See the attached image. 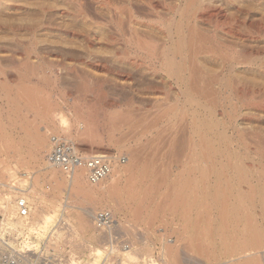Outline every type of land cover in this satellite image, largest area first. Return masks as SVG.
<instances>
[{
	"label": "rangeland",
	"instance_id": "1",
	"mask_svg": "<svg viewBox=\"0 0 264 264\" xmlns=\"http://www.w3.org/2000/svg\"><path fill=\"white\" fill-rule=\"evenodd\" d=\"M129 1H131L132 6ZM129 1L128 0H0V142H1L0 144H3L2 148H0V168H1V164L3 163L2 166L4 165L8 166L11 169V173L16 172L18 170L16 179L18 180L25 179L26 184L28 185L29 173L30 172L32 173L34 172V170L37 169L36 164H39L42 167L47 166L46 155L51 149V145H50L51 143L49 142L50 141L49 139L51 138V136H56V134L50 132L48 135L49 137L46 138L45 141L46 144L44 142L42 143V141L40 142L41 140L40 137L44 133L45 129L51 126V122H50L51 115L59 112L61 114L63 113V115H65L67 119L69 118V123L71 127L69 128L68 133L71 136L68 135L69 137L68 136L66 137L65 136L66 134L60 133L58 138L73 143L76 146V148L81 153H83V155L104 154L111 156V158L113 157L126 158V152L124 149H117L118 147L120 148V146L116 147V145L113 144L110 145L111 143L108 141L110 138V133L113 132L111 126L112 124H114L113 121H116L114 118L119 119L117 121H120L121 120L120 118L122 117L121 125L124 124V126L121 127L122 129H120L119 131L112 133L113 134L112 139L120 140L123 138L122 140H120L121 144L122 143L124 144L128 141L129 143L127 142L126 146L129 147L127 148H131V150L135 149V151H137L138 154H140L139 157L142 164V167L140 168L143 173L145 172V174H147L146 175L147 179L145 180L146 183H144L143 181L142 184L145 186L151 185L149 186L150 187L149 190L152 187V190H150L149 193L147 192L148 194L147 193L145 194L144 191H143L144 194L142 193V191H138L136 195L138 198L137 199L135 198L134 200L130 199L129 195H126L127 192H125L124 189L120 192L121 194L120 198L123 201L124 210L119 212L117 215L115 214L114 215L115 217L113 216L114 217L113 219L115 223L117 221H119L117 223H122V226L124 225L123 227L125 231L123 230V228L121 229L120 227L114 225L115 230L113 233L114 235L112 234V236L118 239L117 242L114 243V246L113 244L112 246L109 245L110 237L108 236L107 238L106 236H104L103 233L100 234L101 232H99L97 228H96L97 233L100 234L98 237L99 238L98 243L86 242L84 240L78 239L77 236L75 237V234L74 236L73 234L71 235L70 232L72 231H70L71 230L70 227H72L73 225L72 218H69V220L66 222L64 221L60 222L59 220L61 217L60 215H62L63 211L59 206L55 207L57 204H54L53 202L54 199L52 200L49 197H47L48 199L40 198V202L41 199H44L42 201L43 203L41 206L43 207L45 213L52 212L51 216H53L54 214V217L51 223L47 226V229L45 230L42 229L41 232H39V230L28 231L25 229L26 235L23 236V234L19 233L20 231L17 230L13 231V228L9 226V227H5L0 232V239L24 240L32 243L34 242L36 244L49 242V240L53 239L52 242L58 244L57 251L59 253H57V256L60 257V259L67 258L70 255H71L70 257H72L74 255L75 258L77 259V262H79L80 264H119L121 259H125L126 251L132 250L135 254V260L128 259L127 264H140V263L143 264L141 262L142 258L144 259V261H147L148 258V257L146 258L147 254L142 251L144 246L151 247L149 249H151L150 252L152 251V254L150 253V255L152 256L153 259H156L157 257L159 258V252H160L159 249L161 247L160 246L161 243L163 242L160 239V236L165 234L167 235L166 237H168L166 238V240L168 239V241L171 240L173 242L174 241L176 242L175 236L176 238H178L177 241L178 243L176 245L179 246L180 249H178L179 247L175 248V251L178 250L176 251L177 253L176 257L179 255L177 260H179L180 257H183L185 259V257L187 256H185L184 255L185 253L181 251L183 250L181 245L183 246V242L184 244H186L185 239L188 238L189 235H196V234H194L193 231L194 229L191 228L192 230L190 231L189 226L187 227V224L184 225V222L186 223V221H184L186 217L184 219L182 218L185 216L184 214L185 210L183 209H185L186 206L182 204L178 205L177 206L178 208H176L177 210L175 208L172 209V207L174 206H170V204L175 203L174 201L176 199L172 197L176 196L177 192H175L174 195L172 194L174 191L179 190V192L181 193L180 197L182 198L186 196L185 198L187 199L186 194L189 193L188 191L189 188H187L188 185L184 187L183 184V183L188 184L185 181H187L189 178V175H187L188 173H186V171H188V169L186 170L187 168L186 159L188 158L187 150H189V146H188L189 138H190L189 135L192 136V139L194 140L196 138L195 141H198L197 142L198 144L199 143L198 139L199 137L201 138V136L199 135V131H201L200 133L202 134L203 131L207 130L206 132H203L205 135H207V136L204 135V137L211 136L210 139H212V141L214 140L218 141L219 136L217 135H219L218 133L219 125H217L218 127L214 126V128L210 130L204 129L202 128V126H204L205 123L203 122L204 120L206 121L205 125L208 124L207 122L218 123L221 122V120L222 121L225 120L226 118L224 117V114L222 112V109L224 107L226 108L227 114H231V113L233 114L234 112H237L238 115L240 114L237 117V121H236V126L239 129L238 133L240 134V136L236 137L237 135H239L237 133H232L230 135V137L232 136L231 138L232 141H235V139L238 141V142H233L234 151L235 149L238 150L237 156L243 154L241 155L243 157L239 156L238 159L239 160L244 159L246 158V156H249L251 157L250 162L252 164L259 166L260 164L259 161H261L260 165L262 166L259 167H264L263 165L264 161H262L264 160L263 159L264 158V154H263L264 153V81H263L264 80V73H263L264 72L263 71L264 70V39H263L264 21H262L263 23H261V20L259 21L260 19L259 16H253V15L250 16V19L252 20V21L250 20V34L252 33L250 35V39H252V41L251 40L249 41L248 39H244L245 41L244 40L239 41L236 38L229 37V35L225 33V31L227 32L229 30L228 28L230 27L228 22H226L227 24L225 25V27L222 24H221L222 26H220V20H218L216 11L219 5L221 4V0H206L207 2L205 0H202V3L204 4L203 8L206 11L205 10H201V11L207 12L209 10L210 12L209 11L208 12L209 13L212 12V14L215 17H213L210 20L207 19L206 17L204 19V17H202L203 12L200 11L198 12V14L200 15L197 14L198 18L195 19L197 22L195 20H190L186 22L187 24L191 23L190 26L192 25L196 30L197 36H195V39L196 38L198 39L195 40L194 42H199L200 40L199 37L203 36L201 37L202 41L200 40L201 43L203 42V44L207 46H211L213 45V43L216 44L217 47L219 45L220 47L219 49L222 50L223 52L226 51L225 55L227 56L229 55V58H231V60L230 59L229 60L230 62L232 61V63L228 61L227 68H225L227 70L224 69L222 71V63H221L222 60L219 59L220 57L217 56L216 53L213 56L206 54L204 55L200 54L199 56H197L196 60L194 61L195 63L193 65V68L195 69L196 67L199 70L198 73V70L196 69L198 75L200 74L199 79L202 81L197 83V85L199 86L197 87V85L194 84V81L196 79L193 78L195 79L193 81L192 77L189 76L191 77V79H189L190 80L188 81L189 83L186 82L187 88L185 87L184 88L186 91L189 87H191L190 85H188L191 82V84H193L192 87L194 88H189V89H192L190 91H194L196 93L195 89L197 88L201 89L202 85L206 83L204 87H202V89L204 88L203 89L204 93H202L201 91V95H199L200 89H197L199 96L191 92V94L188 93L190 98L188 96L187 98L188 100H187L185 97L187 95L186 94L181 95L179 93L178 87L175 86V84H173L165 76V74H163L162 71L159 69L160 58L157 59L158 53L162 50V47L169 45L168 44L169 41L167 40V37L165 36L164 33H162L164 31L162 28L169 24L167 21L170 20L171 17L173 18L172 15L175 14L174 12H177L175 11L176 8L178 10V8L183 6L182 5L183 0H159L160 2L158 0L155 1L129 0ZM149 1L151 2V4H153V6H155L156 15L155 13L150 14V11H148L149 9H147V5H148L147 3H150ZM248 1L250 2V7L256 5L255 7L259 6L260 9H262V7L264 6V0H235V3L233 1V4L237 6H242L243 4L244 5H247V3L249 4ZM107 2L110 4H108ZM105 3H107L108 5L107 6L105 5V7H103ZM113 5L114 6L119 5L120 7L116 6L118 9L117 10L115 9L116 7H114ZM133 6L139 12H136L137 10L134 9ZM124 8H126L128 11ZM113 10L115 11L117 10V15L113 17L114 19L112 22L106 23L107 21L105 22L104 20H106L107 19L106 17L109 16L108 13L113 12ZM129 10L130 11L134 10L135 13H137L135 17L139 16V18H141L140 21L139 18H134V20L136 19V22L137 21L138 22L137 24L135 23L130 24V27L127 18L128 17L127 14L129 15L130 13ZM94 13L99 14L98 19L100 20L99 21L97 19L99 24H96V26L94 25V19H91V17L95 15ZM118 13L120 14L118 15ZM166 13L168 14V16H166L167 15ZM263 13H264V7H263ZM142 15L144 17H142ZM103 17H105L106 19H104ZM254 17L256 20L254 19ZM256 21H259V23ZM102 22L103 24L101 25ZM121 23L124 24V26ZM148 24L152 28L154 26V29H151ZM187 24H185V28ZM260 24H263V27H261L262 25ZM220 27H224V28L220 29ZM257 28H261V30ZM132 29L134 31H137L138 34L137 36H133L131 34ZM186 29L188 30V28ZM256 31L258 32V34L260 33V35L263 36L260 37V35L256 34L257 33ZM242 32L243 31H240L239 34L241 33V35H244V33ZM91 33L95 35V39L90 37L92 36ZM141 34L142 36H140ZM144 34L148 36V38L146 36L144 37ZM255 34L257 36H255ZM106 36L108 37V39ZM253 36L259 38L256 39ZM86 37L90 38L91 43H88L89 40L87 41ZM109 37L112 38L113 42L110 41ZM150 39L152 40L150 41ZM137 42L139 44H137ZM154 42H156V45L154 44ZM243 42H245V44ZM146 44H147V49H146ZM139 46H143V47H139ZM245 47H247V50ZM149 49L153 51H150ZM143 50L145 51L143 52ZM187 51L189 52L190 49H188ZM248 51H250V57H251L250 64L243 65L241 64L244 61L242 59L244 58V56H246V52L248 53ZM120 52L123 54H121ZM152 52L157 54V56L156 55L153 56L152 54H150ZM254 52L257 54V57ZM118 54L120 55L119 57ZM149 54L151 55V58ZM186 54L185 57L187 58L186 59L187 62L189 61L188 59H191V57L188 56L190 53L187 56ZM251 55H253V58ZM124 56L127 58H125ZM238 59L241 63L236 61ZM258 59L260 60L258 61ZM102 65L103 66L105 65V67L107 66L108 69L110 68L109 70L110 71L112 70L113 74L107 73L103 69ZM186 65L187 67H189L190 62H187ZM218 71H221L220 74L223 75L221 76ZM114 72H116V74ZM214 75L216 76L214 77ZM206 77L209 81L211 80L210 83L206 81L204 82L203 79L207 80ZM218 77L224 80L222 81L220 79V82L222 81L221 88H220V83H218L219 80ZM216 79H217L216 83H213L214 80ZM227 81L229 83L228 84L229 87H222V84L224 85V82ZM242 81L243 83L240 84ZM207 83H209L208 84L210 85L209 87L207 86ZM231 83H233V86L235 87V88L233 87L234 90H232L233 88H230L232 87ZM247 83H249L250 85ZM217 87L220 90H218ZM210 90L211 92L212 90L215 92H217L216 90H218V94L212 92L216 95V98L214 97L215 95L214 96L212 95V97L210 96L211 95ZM235 90L236 91L240 90V92L236 93ZM208 92H210V94ZM205 93L207 96L205 95ZM237 95H239L240 97L239 96L237 97ZM181 96L184 98H182ZM213 97L215 98L216 101L214 100ZM227 98H229V100ZM185 99L187 101L191 100L193 103H198L199 105L196 106V110L192 102L189 101V103L191 102L190 104L194 107V109L192 106L189 107L190 104L188 105L187 101L186 102L184 101ZM194 99L196 100V102ZM217 102H221L220 104H222L223 107L218 103V108H217ZM215 104L216 107H214ZM184 107H186V109ZM234 107L235 108L238 107L236 111ZM182 108H183V112L180 111L182 110ZM213 108L215 110L214 112H212ZM187 109H191V110H187ZM192 110L193 112L198 111L197 113L198 115L194 112L193 113L194 116H190L192 113L189 111ZM184 113L186 114L185 116ZM213 113L214 115H212ZM255 113L257 115H255ZM246 114L250 116V121L246 120L245 122L243 120V115L246 116ZM252 114L253 116L256 117H253ZM196 115L199 118L198 120H196L197 119ZM117 116H120V118H118ZM190 117L192 118L191 122H193V120L196 117V119L194 120L195 123L194 128H196L195 129L196 133L194 134H196L195 135L196 137L195 136L193 137V134H191L190 131V129H192V132H194V128L193 127L189 128L191 123ZM240 117H242V119ZM182 118L183 121L181 122ZM123 119L125 120V122H123L124 121ZM255 119L259 122H257ZM83 121L88 124L90 123L89 125L92 127L91 130L92 132L94 131L93 139L91 137L92 134L89 136L90 139L87 136L86 137L78 136L77 133L79 131V126L82 125ZM179 121L180 123H178ZM135 124L137 127L138 126L140 127L138 129L139 130L138 134H134V132L130 133L132 132L131 129L133 128V126H134L133 130L135 129ZM200 124H202V126ZM198 127L200 130H198ZM140 129L141 130L145 129L147 131L143 133V131H141ZM210 132L213 135L210 134ZM95 135L96 136L98 135L97 138L99 137L101 138V139L99 138L100 141L99 139H96ZM233 135H235L234 136L235 138L233 137ZM131 136L133 137L132 139H130ZM136 137L138 140L136 139ZM171 137L173 138L170 139ZM134 139L136 141H134ZM235 143L236 144L238 143L237 145L239 146H235ZM152 144L154 145V147L152 146ZM169 146H172L171 149H169L170 148ZM43 147L45 149L41 150L40 148ZM119 150H121L122 153H120ZM259 152L261 153V155L262 154L263 155L261 156ZM38 158L39 160H37ZM243 162L249 163V161H247L246 159H244ZM20 165L22 166L20 167ZM25 165L27 166L28 171H26L27 168ZM196 165L197 163L194 164V168L195 170H198L197 172H195L196 175H198L199 167ZM252 169L250 168L251 171L250 174H253L252 178H250V181L253 179V176L256 173V170L254 169L253 172ZM182 171L185 173H182ZM23 173H28V174L26 177L25 176L23 177L22 176ZM192 176L190 177L192 178ZM214 177L212 176L209 178L212 181L208 179V183L210 186L215 184L217 181V178ZM10 179L6 181L7 183L5 182L6 184H8V188L10 190L7 187H6L7 190L6 188L0 187L1 197H2L1 194L8 193V191H11L10 185H12V182H10L11 184L9 183ZM254 179L252 180V183H255ZM45 182L46 183L44 184L45 187L44 189L46 191L47 190L52 191V186H50L51 188L49 187L50 182L49 181H45ZM174 183H178L177 185L178 189H176L177 186ZM171 185L172 187L174 185L175 187L173 188H175L176 190H174L171 187ZM241 186H242L241 188L245 187L243 185ZM171 188L174 191L170 190ZM199 189L197 190L198 192L195 195V197L198 196V194H200L201 196V193H199ZM180 193H178V196L180 195ZM56 194L57 196H59L58 192H54V194L52 195L56 196ZM164 195L167 198H165ZM62 196L65 197V194H63ZM140 196L142 198H140ZM14 198L20 200L21 197L17 195ZM125 198L127 199L129 198V199L125 201ZM185 198L182 199L186 200ZM169 199L173 203H170ZM73 201L74 199L71 201L69 200L68 203H72ZM103 202L108 204H113L111 199L108 198L104 199ZM80 203L81 204L77 205L76 202L75 205L74 202L70 205L74 207L77 206V208H79L80 205H82L80 208H85L84 204H82V201ZM183 203H185V201H183ZM197 203H198L197 206L200 207L199 199ZM255 208L252 211L255 215H257L255 216L256 218L255 224L257 225V227L260 225L258 227L259 231L262 232V234L264 235L263 233L264 211H262L259 206H256ZM179 209L181 212H179ZM71 210H75V209H71ZM198 212H201L200 209H198ZM198 212L197 209H194L193 211L191 210V215H190L191 219H195ZM257 212H260V214L259 213L256 214ZM181 213L183 214L182 216ZM259 216L262 217L260 218ZM133 218L137 220V222L136 221L133 222L132 221ZM3 221H4V216L0 212V224ZM93 221L94 218L92 220V223ZM178 223L179 225H176ZM175 227L176 229L178 228V231L173 229ZM181 227H183L182 229L184 231L181 230ZM261 227L263 228V230L260 229ZM186 228H189L188 231ZM59 229H60V232L58 233L59 237H57L58 234L56 233V230ZM172 230L176 232V235L174 234V232H171ZM177 232L179 233V235L177 234ZM124 233H127V235ZM180 233L186 236H181ZM70 235L73 237V239L75 237V239L73 240L72 238H70ZM67 236L69 238H67ZM179 236L181 237L180 239ZM182 237H184V239ZM59 238H64V239H59ZM180 240L182 243H180ZM202 241L203 240H199L197 242L201 243ZM216 242L217 243L215 244V247H216V251H218V249H220L219 248L220 245L217 244L218 243L220 244V242L218 241ZM95 247L102 251V255L100 256V258L92 256L91 253L88 252L91 250V248L94 249ZM112 247H114V249H110ZM84 248L85 249L87 248L86 251L87 250L88 251L87 252L83 251L85 250ZM78 249H81L82 251H79ZM183 258H180V261H182ZM201 261H202L201 258L199 259L196 257L195 262L201 263ZM183 262L184 264H187V262L185 261Z\"/></svg>",
	"mask_w": 264,
	"mask_h": 264
},
{
	"label": "bare ground",
	"instance_id": "2",
	"mask_svg": "<svg viewBox=\"0 0 264 264\" xmlns=\"http://www.w3.org/2000/svg\"><path fill=\"white\" fill-rule=\"evenodd\" d=\"M129 1V0H128ZM135 1V0H134ZM142 1V0H141ZM155 1V0H154ZM159 1V0H158ZM206 1V0H205ZM233 1L235 3V0H221V4L219 5L218 9H217V17H218V20H220V26H224L227 24L226 22H228V24L230 25V27L228 28L229 30L225 33L227 35H229V37H232V38H236L237 40L239 41H242L244 39H248L249 41L252 39H250V16H259V21L261 20V23H263L262 21H264V16H263V7L262 9H260V7H255V6H252L250 7V2L249 4L247 3V5H242V6H237V5H234L233 4ZM130 4H131V1H129ZM138 2V1H137ZM147 2V1H146ZM150 2V1H149ZM160 2V1H159ZM207 2V1H206ZM217 2V1H215ZM82 3V2H81ZM108 3V2H107ZM105 3L103 7H105V5L107 6L108 4L110 3ZM162 3V2H161ZM167 3V2H166ZM129 4V5H130ZM140 4V3H139ZM147 9H149L148 11H150V14L151 13H155L156 12V8L155 6H153V4L150 3H147ZM78 5V4H77ZM103 5V3H102ZM115 5V4H114ZM113 5V6H114ZM135 5V4H134ZM158 5V4H157ZM168 5V4H167ZM182 7L176 8L175 11L177 12H174L175 14H173V18L169 17L170 20H168L167 22L169 23L167 26H164L162 29L164 30L162 33L165 34V36L167 37V40L169 41V45L167 46H164L162 47V50L158 53V58L159 59V66H160V70L162 71L163 74H165V76L173 83L175 84V86L178 87V90H179V93L181 95H187L185 96L186 99L188 98V93L191 94L194 93L195 95L197 94V96L201 95V91L202 93L203 92V89L202 87H204V85L206 83H202V87L201 89L200 88H197V89H200V93L198 95V90H196V93L194 91H190L192 89H189V88H194L192 87L193 84H188L190 85L191 87H189L186 91H185V88H187V83H189L188 81H190L189 79H191L192 77V80L194 81V84L197 85V83H199L200 80L199 79V70L195 67V69L193 68V65H194V61L196 60L197 56H199L200 54L204 55H214L216 53L217 56H219L222 60V71L227 68V63L228 61L230 62L231 58H229V55H225V52H223L222 50H220L219 48V45L218 47L216 46V44L213 43V45L211 46H207L205 44H203V42L201 43L202 39L201 37L199 42H194L195 40H197L198 38L195 39V36H197L196 34V30L195 28L190 24L186 23L187 21H190V20H195L197 19V14L198 12H200L201 10H205L203 8V3H202V0H183V3H182ZM240 5V4H239ZM117 6V5H116ZM114 6V7H116ZM124 6V5H123ZM132 6V4H131ZM130 6V8H131ZM145 6V5H144ZM143 6V7H144ZM117 7H120L119 5ZM117 7L115 9H117ZM125 7V6H124ZM129 7V6H128ZM141 7V8H143ZM82 8V7H81ZM90 8V7H89ZM88 8V9H89ZM112 8V7H111ZM123 8V7H122ZM127 8V7H126ZM124 8V9H126ZM134 8V6H133ZM146 8V7H145ZM160 8V7H159ZM214 8V7H213ZM95 9V8H94ZM110 9V8H109ZM129 9V8H128ZM136 9V8H134ZM210 9V8H209ZM215 9V10H216ZM75 10V9H74ZM118 10V9H117ZM117 10H113V12H109V16L108 17H103L104 20L106 23H109V22H112L113 21V17L117 15ZM120 10V8H119ZM127 10V9H126ZM125 10V11H126ZM137 10V9H136ZM77 11V10H76ZM79 11V10H78ZM102 11V10H101ZM124 11V10H123ZM128 11V10H127ZM130 11V10H129ZM147 11V12H148ZM206 11V10H205ZM203 12L201 15L202 17H205L207 19H212L213 17H215L212 12L209 13L208 11L207 12ZM212 11V9H211ZM90 12V11H89ZM88 12V13H89ZM136 12H139L138 10ZM81 13V12H80ZM96 13V12H95ZM94 13V14H95ZM129 13V12H128ZM78 14V13H77ZM84 14V13H83ZM120 13H118L119 15ZM140 14V13H139ZM138 14V15H139ZM142 14V12H141ZM144 14V12H143ZM160 14V13H159ZM162 14V12H161ZM167 14V13H166ZM165 14V15H166ZM99 14H95L93 17H91V19H94V25L96 26V24H99L98 22V16ZM102 15V14H100ZM123 15V14H121ZM135 15H137V13H135L134 10H131L129 15L127 14V18H128V23H129V27H130V24H137L136 22V19L134 20V18H139V16L135 17ZM149 15V14H148ZM156 15V13H155ZM200 15V14H198ZM106 16V15H105ZM154 16V15H153ZM164 16V14H163ZM168 16V14L166 15ZM78 17V16H77ZM82 17V16H81ZM141 17V16H140ZM142 17H144L142 15ZM150 17V16H149ZM159 17V16H157ZM85 18V17H84ZM147 18V17H145ZM151 18V17H150ZM98 19V20H97ZM102 19V18H100ZM141 18H139V21H140ZM144 19V18H143ZM159 19V18H158ZM255 19V17H254ZM258 19V18H257ZM84 20V19H83ZM101 20V21H103ZM118 20V19H117ZM147 20V19H146ZM150 20V19H149ZM157 20V19H156ZM201 20V19H200ZM256 20V19H255ZM100 21V20H99ZM196 21V20H195ZM199 21V20H198ZM203 21V20H202ZM205 21V20H204ZM208 21V20H207ZM213 21V20H212ZM252 21V20H251ZM254 21V20H253ZM259 21H256L259 23ZM104 22V23H105ZM115 22V21H114ZM120 22V21H119ZM152 22V21H151ZM197 22V21H196ZM218 22V21H217ZM86 23V22H85ZM156 23V22H155ZM216 23V22H215ZM257 23V24H258ZM103 24V22L101 23V25ZM122 24V23H121ZM185 24H187L186 28H188V30L185 28ZM222 24V25H221ZM124 26V24H122ZM149 25V24H148ZM228 25V26H229ZM259 25V24H258ZM262 25L261 27H263V24H260ZM104 26V25H103ZM107 26V25H106ZM133 26V25H132ZM150 26V25H149ZM153 26V25H152ZM227 26V27H228ZM118 27V26H117ZM148 27V26H147ZM158 27V26H157ZM224 27H220L221 28H224ZM115 28V27H114ZM132 28V27H131ZM151 29H154V26L153 28L150 26ZM161 28V27H160ZM253 28V27H252ZM256 28V27H255ZM124 29V28H122ZM219 29V28H218ZM227 29V28H226ZM257 29H260L261 28H257ZM106 30H109V29H106ZM128 30V29H127ZM187 30V31H186ZM258 30V31H260ZM264 30V28H263ZM126 31V30H125ZM129 31V30H128ZM131 31V30H130ZM133 29L131 31V34L133 36H137V31H134L133 33ZM140 31V30H139ZM240 31H243L242 33H244V35H241V33L239 34ZM145 32V31H144ZM156 32V31H155ZM257 32V31H256ZM255 32V33H256ZM262 32V31H261ZM107 33V32H106ZM105 33V34H106ZM130 33V32H129ZM199 33V32H198ZM264 33V32H263ZM92 34V33H91ZM90 34V35H91ZM114 34V33H113ZM130 34V35H131ZM135 34V35H134ZM249 34V35H247ZM258 34V32L256 33ZM255 34V36H257ZM247 35V36H246ZM254 35V34H253ZM260 35V33L258 34ZM264 35V34H263ZM262 35V36H263ZM109 36V35H108ZM142 36V34L140 35ZM146 35L144 34V37ZM200 36V35H199ZM255 36H253L254 38H256ZM260 35V37H262ZM91 38L95 39V35L92 34V36H90ZM107 37V36H106ZM148 38V36H146ZM87 38V41L89 40L88 43H91V40L90 38L86 37ZM110 38V41L113 42L112 38ZM259 38V37H258ZM256 38V39H258ZM108 39V37H107ZM132 39V38H131ZM204 39V38H203ZM255 39V40H256ZM262 39V38H261ZM264 39V38H263ZM139 40V39H138ZM152 39H150L151 41ZM154 40V39H153ZM226 40V39H224ZM232 40V39H231ZM247 40V42H248ZM103 41V40H102ZM107 41V40H106ZM109 41V40H108ZM117 41V40H116ZM135 41V40H134ZM146 41V40H145ZM155 41V40H154ZM221 41V40H220ZM238 41V42H239ZM245 41V40H244ZM111 42V43H112ZM144 42V41H143ZM232 42V41H231ZM105 43V42H104ZM147 43V42H145ZM219 43V42H218ZM234 43V42H233ZM240 43V42H239ZM245 44V42H243ZM256 43V42H255ZM137 44H139L137 42ZM152 44V43H151ZM154 44L156 45V42H154ZM220 44V43H219ZM116 45V44H115ZM136 45V44H135ZM149 45V44H148ZM225 45V44H224ZM228 45V44H226ZM233 45V44H232ZM152 46V45H151ZM258 46V45H257ZM115 47V46H114ZM137 47V46H136ZM139 47H143V46H139ZM138 47V48H139ZM145 47V46H144ZM150 47V46H149ZM153 47V46H152ZM156 47V46H155ZM154 47V49H155ZM232 47V46H231ZM233 48V47H232ZM231 48V49H232ZM235 48V46H234ZM238 48V47H237ZM246 50H247V47H245ZM249 48V46H248ZM116 49V48H115ZM141 49V48H140ZM145 49V48H144ZM146 49H147V44H146ZM161 49V48H160ZM159 49V50H160ZM190 49V51L188 52L187 50ZM230 49V48H229ZM242 49V47H241ZM139 50V49H138ZM150 51H153L151 49H149ZM158 50V49H157ZM156 50V51H157ZM121 51V50H120ZM145 50H143L144 52ZM148 51V50H147ZM222 53H221V52ZM229 51V50H228ZM234 51V50H233ZM241 51V50H240ZM119 52V51H118ZM123 52V51H122ZM142 52V53H143ZM155 52V51H154ZM154 52L150 53L152 54L153 56H157V54H155ZM187 52V54H186ZM219 52H220V55H219ZM242 52V51H241ZM121 53V52H120ZM190 53V54H189ZM244 53V52H243ZM255 53V52H254ZM123 54V53H121ZM128 54V53H127ZM149 54L150 58H151V55ZM185 54L186 56H190L191 59H188L189 61L187 62H190V66L187 67V62H186V57H185ZM229 54V53H228ZM238 54V53H237ZM148 55V54H147ZM245 55V54H244ZM243 55V56H244ZM256 57H257V54L255 53ZM254 55V56H255ZM120 55L118 54V57ZM122 56V55H121ZM239 56V55H238ZM242 56V54H241ZM252 58H253V55H251ZM117 57V58H118ZM125 57V56H124ZM231 57V56H230ZM234 57V56H233ZM259 57V56H258ZM115 58H116V55H115ZM121 58V57H120ZM119 58V59H120ZM127 58V57H125ZM147 58V57H146ZM149 58V59H150ZM199 58V57H198ZM235 58V57H234ZM250 51H248V53L246 52V56H244V58L242 60H244L242 63L238 60H236L237 62H240L241 64L243 65H247V64H250ZM255 58V57H254ZM113 59V58H112ZM148 59V60H149ZM155 59V58H154ZM207 59V58H206ZM216 59V58H215ZM230 59V60H229ZM237 59V58H236ZM121 60V59H120ZM151 60V59H150ZM212 60V59H211ZM252 60V59H251ZM260 59H258L259 61ZM136 61V60H135ZM156 61V60H155ZM109 62V61H108ZM140 62V61H139ZM235 62V60H234ZM249 62V63H248ZM134 63V62H133ZM138 63V61H137ZM150 63V62H149ZM232 63V61L230 62ZM239 63V64H240ZM217 64V63H216ZM220 64V63H219ZM237 64V63H236ZM235 64V65H236ZM238 64V66H239ZM252 64H255V63H252ZM262 64V63H261ZM100 65V64H99ZM111 65V64H110ZM140 65V64H139ZM103 66V65H102ZM138 66V65H137ZM136 66V67H137ZM141 66V65H140ZM158 66V67H159ZM234 66V65H233ZM241 66V65H240ZM262 66V65H261ZM142 67V66H141ZM114 68V67H113ZM103 69L107 72V73H110V74H113L112 70L110 71L107 66L105 67V65L103 66ZM112 69V68H111ZM198 70V73H197V70ZM250 69V68H249ZM157 70V69H156ZM227 70V69H225ZM252 70V69H251ZM263 70V69H262ZM116 71V70H115ZM119 71V70H118ZM158 71V70H157ZM196 71V72H195ZM202 71V70H201ZM200 71V72H201ZM255 71V70H254ZM260 71V70H259ZM258 71V73H259ZM264 71V70H263ZM149 72V71H148ZM219 74L221 71H218ZM241 72V71H240ZM116 74V72H114ZM253 73V72H252ZM262 73V72H261ZM264 73V72H263ZM262 73V74H263ZM196 75V76H192V75ZM243 74V73H242ZM221 75V74H220ZM223 75V74H222ZM221 75V76H222ZM247 75V74H246ZM252 75V74H251ZM261 75V74H260ZM191 76V77H189ZM216 75H214L215 77ZM218 76V75H217ZM220 76V77H221ZM258 76V75H257ZM262 76V75H261ZM213 77V78H214ZM234 77V76H233ZM253 77V76H252ZM129 78V77H128ZM161 78V77H160ZM195 78V79H193ZM201 78V77H200ZM209 78V77H208ZM211 78V77H210ZM219 78V77H218ZM250 78V77H249ZM207 79V77H206ZM215 79V78H214ZM220 79L218 80V83H220V88H221V82L224 81L223 79H221L222 81L220 82ZM240 79V78H239ZM238 79V80H239ZM261 79V78H260ZM191 80V81H192ZM204 82H209L210 81L207 79H203ZM213 80V79H212ZM228 80V78H227ZM241 80V79H240ZM263 80V79H262ZM261 80V81H262ZM192 81V82H193ZM217 79L214 80L213 83H216ZM264 81V80H263ZM235 82V81H234ZM250 82V81H249ZM209 83H207V86L209 87L210 85H208ZM243 81L240 83L242 84ZM151 84V83H150ZM228 81L227 82H224V85L222 84V87H229L228 85ZM249 84V83H247ZM166 85V84H165ZM171 85V84H170ZM211 85H212V82H211ZM219 85V84H218ZM236 85V84H235ZM237 85H238V82H237ZM250 85V84H249ZM248 85V86H249ZM155 86V85H154ZM206 86V87H207ZM231 86L230 88H233V83H231ZM158 87V86H157ZM185 87V88H184ZM197 87H199L197 85ZM219 87V86H218ZM217 87V88H218ZM260 87V86H259ZM156 88V87H155ZM184 88V90H183ZM216 88V89H217ZM235 88V87H234ZM234 88L232 90H234ZM246 88V87H245ZM250 88V87H249ZM228 89V88H227ZM149 90V89H148ZM218 90H220L218 88ZM218 90H216L217 92L213 91L212 92H215L216 94H218ZM249 90V89H248ZM258 90V89H257ZM263 90V89H262ZM190 91V92H188ZM222 91V90H221ZM236 91V90H235ZM261 91V90H260ZM211 92V90H210ZM210 92H208L210 94ZM211 92V97L212 95L214 96L215 94ZM224 92V91H223ZM234 92V91H233ZM239 93L240 90L236 91V93ZM207 93V94H208ZM225 93V92H224ZM228 93V92H226ZM230 93V92H229ZM235 93V95H236ZM194 95V96H195ZM203 95V94H202ZM206 95V93H205ZM220 95V94H219ZM218 95V96H219ZM225 95V94H224ZM223 95V96H224ZM242 95V94H241ZM207 96V95H206ZM222 96V97H223ZM226 96V95H225ZM232 96V94H231ZM234 96V95H233ZM239 95H237L238 97ZM182 97V96H181ZM196 97V96H195ZM216 98V95L214 96ZM213 97V98H214ZM220 97V96H219ZM240 97V96H239ZM245 97V96H244ZM243 97V98H244ZM184 98V97H182ZM190 98V96H189ZM193 98V97H191ZM214 98V100H215ZM242 98V97H241ZM247 98V97H246ZM178 99V98H177ZM184 100L185 102L188 100ZM229 100V98H227ZM238 99V98H236ZM195 100V99H194ZM218 100V99H217ZM220 100V98H219ZM191 101V100H189ZM189 101H187V104L189 105ZM216 101V100H215ZM214 101V102H215ZM196 102V100H195ZM200 102V101H199ZM208 103V102H207ZM216 103V102H215ZM218 103L220 104L221 102H217V108H218ZM233 103V102H232ZM231 103V104H232ZM250 103V102H249ZM192 104L195 106V110H196V106L199 105L198 103H193ZM204 104V103H203ZM222 105V104H220ZM235 105V104H234ZM184 106V104H183ZM192 106L191 104L189 105V107ZM207 106V105H206ZM227 106V105H226ZM193 107V106H192ZM191 107V108H192ZM202 107V105H201ZM200 107V108H201ZM208 107V106H207ZM206 107V108H207ZM216 107V104L215 106ZM223 107V105H222ZM233 107V106H232ZM239 107V106H238ZM238 107H234L235 108V111ZM186 109V107H184ZM198 108V107H197ZM216 108V109H217ZM262 108V107H261ZM194 109V107H193ZM210 109V108H209ZM220 109V107H219ZM224 109V111H223ZM222 109V112L224 114V117L226 118L225 120H221V122H207L208 124L205 125L206 121L204 120L203 122L204 123V126H202V124H200L202 126V128L204 129H212L214 128V126H217L219 125V136L218 137V141H212L211 136L209 137H204V133L203 132H206L207 130L203 131L202 129V134L200 133L201 131H199V135L201 136V138L199 137V143L197 144L198 141H195L194 139H192V136L189 135V150H187V154H188V160L186 159L187 163H186V170L188 169V171H186V173H188L187 175H189V182L188 180L185 181L187 182L188 184H184V187L187 186V188H189V193L186 194L187 195V199L185 197H182V198H185L186 200L182 199L180 196H181V193L178 191H174L176 189H178V183H174L176 184L177 188H173L175 187L173 185H171V187L174 189L172 190V188L170 190L174 191L172 195H174L175 192L176 193V196H173L172 198H175L173 201L175 202L174 204H170V203H173L170 199V206H174L172 207L173 208H178L177 206L178 205H184L186 206L185 209H183L182 206L181 208L183 210H185L184 214L185 216L182 218L184 219L185 217V220L186 223L184 222V225L187 224V227L189 226L190 228V231L192 229H194V234L196 235H189L188 238H186L185 240V243L183 242V246L181 245L182 249L181 250L182 252H184L185 256V259L183 257H180V258H183L182 261H180V258L179 260H177L178 256L176 257V250L175 251V248L179 247L177 246L176 244L178 243V238H176L175 236V239H176V242L174 241H171L168 239L166 240V237L167 235L163 234L160 236V239L163 241L161 243V247H160V252H159V258L157 259H153L152 256L150 255V253L152 254V251L150 252L151 248L150 246H144V248L142 249L143 252H145L147 254L146 258H147V261H144V259L142 258V263L143 264H184L183 261L187 262V264H264V235L262 234V232L259 231V226L257 227V225L255 224L256 223V218L255 215L252 211L254 210V208L256 206H259L261 208L262 211H264V167H259V166H262L260 165L261 164V161H259V166H256L254 164H252L250 162V158L249 156H246V159L247 161H249V163H246V162H243L244 159H238L239 156L243 155H239L237 156V151L235 149H233V142H238L236 139L235 141H232L231 138L232 136L230 137V135L232 133H237L239 134V129L237 128L236 126V121H237V117L240 115L237 114V112H234L233 114H227L226 113V108L224 107ZM187 110H191V109H187ZM206 110V109H205ZM204 110V111H205ZM208 110V109H207ZM179 111V110H178ZM177 111V112H178ZM183 112V108L182 110H180ZM186 111V110H184ZM211 111V110H210ZM214 108H213V111L214 112ZM217 111V110H216ZM219 111V110H218ZM181 112V113H182ZM188 112V111H187ZM191 112L192 114L190 116H194V112L193 110L192 111H189ZM188 112V113H189ZM209 112V111H208ZM207 112V113H208ZM211 112V113H212ZM260 112V111H259ZM180 113V114H181ZM196 114L198 113L195 112ZM239 113V112H238ZM263 113V112H262ZM204 114V113H203ZM186 114L184 113V116ZM198 115V114H197ZM196 115L195 119L198 120V116ZM206 115V114H205ZM214 115V113L212 114ZM222 115V114H221ZM255 115H257L255 113ZM183 116V115H181ZM253 116V114H252ZM114 117V116H113ZM112 117V119H113ZM118 118H120V116H117ZM205 117V116H204ZM223 117V118H224ZM245 117V118H244ZM253 117H256V116H253ZM187 118V117H186ZM208 118V117H207ZM215 118V117H214ZM242 119V117H240ZM258 118V117H257ZM116 121H113L114 124H112L111 128H112V131L110 133V138H109V142L111 143L110 145H116V147L120 146V148L118 147L117 149H124L125 152H126V162L124 164L120 163V158H112V163H111V172H110V175L95 183V184H92L89 182L88 178H87V174H86V171L83 169V168H79V169H76L72 175H70V177L66 176L63 171L61 169H59L58 167L52 165V164H49L48 162H46V167H42L40 166L39 164H36L37 165V169L34 170V172H28L29 173V184L27 185L26 184V180H18L16 179V175H17V171L16 172H13L11 173V169L8 167V166H2L3 163L1 164V168H0V187H3V188H8V184H6L8 181V179H10L11 177V181L9 180V183L12 182V185H10V188H11V191H8V193H4V194H1L2 197L0 198V212L1 214H3L4 216V221L1 222L0 224V232L5 228V227H9L11 226L13 228V231L17 230V231H20L19 233L26 235L25 234V229L28 230V231H31V230H39V232H41V230H45L47 229V226L51 223L53 217H54V214L53 216H51V213H45V211L43 210V207L41 206L42 205V201L44 199H41V202H40V198H51L52 200L54 199V204H57L55 207H60L61 210L63 211L62 212V215H60V222H66L69 220V218H72V221H73V225L71 228L70 232L71 235L75 234V237L77 236L78 239L80 240H84L86 242H93V243H98V237L100 234H102L103 232H101L100 234L97 233V229L96 227L94 226V221L92 223V220L94 218V214L97 212V211H100V210H108L111 215H112V218H114L115 214L117 215L119 212L123 211L124 210V205H123V201L122 199L120 198V192L124 189L125 192H127L126 195H129V198L130 199H137L138 197L136 196L137 195V192L138 191H143L145 192V194L150 190H152V187L151 189L149 190V186L151 185H148V186H145L143 185V181L144 183L145 180L147 179V174H145V172L143 173L141 168L142 167V164H141V160H140V157L138 154L137 151H135V149L132 151L131 148H127L129 146H126V143H122L121 144V141L122 139L120 140H115V139H112L113 138V134L112 133H115L117 131H119L120 129H122L121 127L124 126V124L121 125V120H122V117L120 118L121 120L120 121H117L119 119H116L114 118ZM125 119V118H124ZM123 119V120H124ZM192 118L190 117V122L192 121L191 120ZM194 119V118H193ZM194 119V120H195ZM202 119V118H201ZM254 119V118H253ZM260 119V117H259ZM194 120L193 122L190 123V126L189 128L191 127H195V123H194ZM243 120L246 122V120L250 121V116L248 114H246V116L243 115ZM252 120V119H251ZM256 120V119H255ZM183 121V118L181 120V122ZM216 121V120H215ZM257 121V120H256ZM50 122H51V126L49 128H46L44 133L41 135L40 137V142L42 141V143L44 142L46 144V138L49 137V133L52 132L54 134H56L55 137H59L60 133H64L66 134L65 136L67 137L68 135L71 136L68 132L69 128L71 127L70 126V123H69V118L67 119L65 115H63V113L61 114L60 112L59 113H54L53 115H51L50 117ZM125 122V120L123 121ZM186 122V121H185ZM196 122V121H195ZM198 122V121H197ZM199 122H202V121H199ZM259 122V121H257ZM180 123V121L178 122ZM248 123V122H247ZM246 123V124H247ZM90 124V123H89ZM88 123L86 122H82V125L79 126V131H78V136L80 137H89L91 134V137L93 139V135H94V131L92 132V127L89 125ZM199 124V123H197ZM196 124V125H197ZM239 124V123H238ZM245 124V123H244ZM126 125V124H125ZM137 125H140V124H137ZM142 125V124H141ZM133 126V125H132ZM131 126V128H132ZM244 126V125H243ZM250 126V124H249ZM91 127V128H90ZM142 127V126H141ZM173 127V126H172ZM200 127V126H199ZM198 127V130H200ZM218 127V126H217ZM239 127V126H238ZM242 127V126H241ZM134 128V126H133ZM133 128L131 129L132 132L130 133H133L134 134H138V129L140 128L139 126L137 127L136 124H135V129L133 130ZM144 128V127H143ZM171 128V127H170ZM248 128V126H247ZM137 129V130H136ZM196 128H194V132H192V129H190L191 131V134H193V137L196 135L194 133H196L195 130ZM217 129V128H216ZM94 130V129H93ZM135 130H136V133H135ZM141 130V129H140ZM215 130V129H214ZM111 131V130H110ZM143 131V133L147 130H141ZM140 131V132H141ZM188 131V130H187ZM217 131V130H216ZM242 131V130H241ZM189 132V131H188ZM212 132V131H211ZM210 132V134H212ZM217 133V132H216ZM215 133V134H216ZM63 134V135H64ZM208 134V133H206ZM214 134V135H215ZM133 135V134H132ZM141 135V134H140ZM213 135V134H212ZM68 136V137H69ZM77 136V137H78ZM96 136V135H95ZM109 136V135H108ZM112 136V137H111ZM126 136V135H125ZM124 136V137H125ZM207 136V135H205ZM235 135H233L234 137ZM240 136L237 135L236 137ZM76 137V136H75ZM79 137V138H80ZM98 135L96 136V139H99L97 138ZM138 137H141V136H138ZM196 137V136H195ZM198 137V135H197ZM214 137V136H213ZM126 138V137H125ZM128 138V137H127ZM133 137L131 136L130 139H132ZM173 137H171L170 139H172ZM208 138V139H207ZM235 138V137H234ZM241 138V137H240ZM90 139V137H89ZM101 139V138H100ZM99 139V141H100ZM137 139V137H136ZM140 139V138H139ZM215 139V138H214ZM50 140V139H49ZM48 140V141H49ZM138 140V139H137ZM240 140V139H239ZM95 141V139H94ZM134 141H136L134 139ZM170 141V140H169ZM196 144H195V142ZM50 142V141H49ZM98 142V140H97ZM107 142V143H109ZM186 142H187V139H186ZM1 143V142H0ZM5 143V142H4ZM129 143V142H128ZM121 144V145H120ZM134 144V142H133ZM170 144V143H169ZM168 144V145H169ZM238 144V143H237ZM235 143V146H239ZM2 148V145L3 144H0ZM40 145H43V144H40ZM51 145V144H50ZM129 145V144H128ZM167 145V146H168ZM172 145V144H171ZM259 145V144H258ZM131 146V145H130ZM152 146L154 147V145L152 144ZM156 146V145H155ZM187 146V145H186ZM260 146V145H259ZM258 146V147H259ZM47 147V146H46ZM115 147V146H114ZM122 147V148H121ZM143 147V146H141ZM171 149L172 146H169ZM135 148V146H134ZM235 148V147H234ZM41 150L45 149L44 147L43 148H40ZM139 149V148H138ZM166 149V148H165ZM239 149V147H238ZM243 149V148H242ZM120 153L121 150H119ZM135 151V152H134ZM247 151V150H245ZM145 152V150H144ZM242 152V151H241ZM49 153V152H48ZM141 153V152H140ZM245 153H248V152H245ZM260 153V152H259ZM185 154V153H184ZM240 154V152H239ZM264 154V153H263ZM262 154V155H263ZM86 156H90L88 154H84ZM123 155V154H122ZM258 155V153H257ZM261 155V153H260ZM259 155V156H260ZM261 155V156H262ZM42 156V155H41ZM43 157V156H42ZM41 157V158H42ZM172 157V156H171ZM218 157V158H217ZM243 157V156H241ZM255 157V155H254ZM259 158V157H257ZM261 158V157H260ZM43 159V158H42ZM143 159V158H142ZM264 159V158H263ZM39 160V158L37 159ZM168 160V159H167ZM169 161V160H168ZM196 161V162H195ZM264 161V160H262ZM43 162V161H42ZM253 162V161H252ZM257 162V161H256ZM40 163V162H38ZM44 163V162H43ZM197 163L196 166L199 167V172H198V175H196L195 172H197L198 170H195L194 168V164ZM245 163V164H243ZM251 163V165H250ZM167 164V162H166ZM171 164V163H169ZM184 164V163H183ZM258 164V163H257ZM42 165V163H41ZM165 165V164H164ZM188 165V166H187ZM264 165V164H263ZM22 165H20L21 167ZM26 166V165H25ZM163 167V166H162ZM27 168V166H26ZM250 168L252 169V171L254 172V169L256 170V173L254 174L253 176V179H254V182L255 183H252V180L250 181V178H252V175L253 174H250L251 171H250ZM21 169V168H19ZM34 169V168H33ZM185 169V168H184ZM145 170V169H144ZM183 170V169H182ZM26 171H28V168L26 169ZM30 171V170H29ZM184 171V170H183ZM182 173H185L183 172ZM180 172V171H179ZM28 173H23L22 176L26 177ZM215 173H216V176H215ZM195 174V175H194ZM214 174V175H213ZM63 175V176H62ZM165 175V174H164ZM168 175V174H167ZM194 175V176H192ZM151 176V174H150ZM192 176V178L190 177ZM216 177L217 178V181L215 184H211L212 186L209 185L208 183V179L210 177ZM251 176V177H250ZM177 177H180V176H177ZM214 177V178H215ZM199 178V179H198ZM213 178V179H214ZM16 179V181H15ZM197 179V180H196ZM152 180V179H151ZM179 180V179H178ZM186 180V179H185ZM211 180V179H209ZM215 180V179H214ZM45 181H49L50 186H52V191H46L44 188V184L46 183ZM212 181V180H211ZM6 182V183H5ZM153 182V181H152ZM172 182V181H171ZM175 182V181H173ZM210 182V181H209ZM48 183V182H47ZM182 183V182H181ZM207 183H208V186H207ZM211 183V182H210ZM11 184V183H10ZM16 184V185H15ZM52 184V185H51ZM171 184V183H170ZM180 184V183H179ZM245 186L244 188H241L242 186ZM46 186V185H45ZM48 186V185H47ZM144 186V187H143ZM154 187V186H153ZM156 187V186H155ZM170 187V186H169ZM6 188V190H7ZM51 188V187H50ZM200 188V189H199ZM9 189V188H8ZM181 189V188H180ZM186 189V188H185ZM184 189V190H185ZM199 189V193H201V196L200 194H198V196L195 197V195L197 194V190ZM5 190V189H4ZM10 190V189H9ZM183 190V191H184ZM54 192H58L59 196H54L52 194H54ZM187 192V191H186ZM147 193V194H148ZM153 193V191H152ZM178 193H180V195L178 196ZM185 193V192H184ZM63 194H65V197L62 196ZM140 194V193H139ZM138 194V195H139ZM144 194V193H143ZM20 196V200H23L25 203H26V206H27V210H28V214L26 217L24 218H21L18 216L17 214V207H16V202L18 201L16 198H14L15 196ZM189 195V196H188ZM145 196V195H144ZM165 196V195H164ZM56 197V198H54ZM126 197V196H125ZM171 197V196H169ZM192 197V198H191ZM111 199V201L113 202V204H108V203H104L103 200L104 199ZM128 198V199H129ZM140 198H142L140 196ZM145 198V197H144ZM165 198H167L165 196ZM200 201V207L197 206V201L198 199ZM48 199V198H47ZM74 201L72 203L75 202V205H76V202H77V205L78 204H81L80 202L82 201V204H84V207L85 208H80L82 205H80L79 208L74 207V206H71L70 204L72 203H68V201L70 200H73ZM127 198H125V201L128 200ZM163 199V198H162ZM165 200V199H164ZM163 200V201H164ZM47 201V200H46ZM167 201V199H166ZM183 201H185V203H183ZM50 202V201H49ZM79 202V203H78ZM165 204V203H164ZM54 206V205H53ZM87 206V207H86ZM176 206V207H175ZM198 208H197V207ZM180 208V206H179ZM71 209H75V210H71ZM100 209V210H99ZM170 209V208H169ZM194 209H197V212H198V209H200L201 212H198L195 219H191V210L193 211ZM60 210V211H61ZM177 210V209H176ZM256 210V208H255ZM258 210V209H257ZM174 211V210H173ZM196 211V210H195ZM194 211V212H195ZM261 211V212H262ZM137 212V211H136ZM179 212L180 209H179ZM56 213V212H55ZM183 213V211H182ZM181 213V216L183 215ZM260 214V212H257L256 214ZM173 214V213H171ZM193 214V213H192ZM264 214V212H263ZM135 215V214H133ZM114 216V217H113ZM173 216V215H172ZM180 216V215H179ZM194 216V215H193ZM263 216V215H262ZM262 216H259L260 218ZM258 217V218H259ZM193 218V217H192ZM134 219V218H133ZM133 222H137V220H133ZM181 219V221H182ZM218 219V220H217ZM58 220V221H59ZM114 220V219H113ZM260 221V219H259ZM264 221V219H263ZM119 222V221H117ZM115 223L114 222V225H116L117 227H120L121 229L123 228L124 230V225L122 226V223ZM182 223V222H181ZM180 223V224H181ZM261 223V222H259ZM263 223V222H262ZM258 224V223H257ZM176 225H179L176 224ZM182 225V224H181ZM180 225V226H181ZM183 226V225H182ZM10 227V228H11ZM93 227V228H92ZM11 228V229H12ZM172 228V227H171ZM170 228V229H171ZM180 228V227H179ZM183 227H181V230L184 231L182 229ZM189 228H186L187 231ZM192 228V229H191ZM175 229L176 231H178V228ZM185 229V230H186ZM260 229L263 230V228L261 227ZM115 230V229H114ZM125 231V230H124ZM180 231V230H179ZM181 231V233H182ZM37 232V231H36ZM43 232V231H42ZM60 232V229L59 230H56V233L58 234ZM122 232V231H120ZM128 232V231H126ZM171 232H174V230H172ZM186 232V231H185ZM196 232V233H195ZM97 233V235H96ZM114 233V232H113ZM165 233V232H164ZM180 233V234H181ZM184 233V232H183ZM264 233V232H263ZM39 234V233H38ZM55 234V233H54ZM104 236H106L108 238V236L110 237L111 236V233H103ZM127 235V233H124ZM145 234V232H144ZM173 234V233H172ZM174 234L176 235V232H174ZM177 234L179 235V233L177 232ZM187 234V233H186ZM192 234V233H191ZM42 235V234H41ZM52 235V234H51ZM56 235V234H55ZM70 235V238L73 239V237ZM114 235V234H113ZM132 235V234H131ZM54 236V235H53ZM116 236V235H115ZM125 236V235H124ZM145 236V235H144ZM181 236H186V235H183L181 234ZM57 237H59V234L57 235ZM66 237V236H65ZM74 237V239H75ZM103 237V236H102ZM146 237V236H145ZM178 237V236H177ZM67 238H69L67 236ZM76 238V239H77ZM128 238V237H127ZM181 237L179 236V239ZM184 239V237H182ZM59 239H64V238H59ZM73 239V240H74ZM189 239V240H188ZM53 240V239H52ZM52 240H49V242H52ZM55 240V239H54ZM58 240V239H57ZM71 240V239H70ZM101 240V239H100ZM106 240V239H105ZM195 240V241H193ZM199 240H203L201 243L197 242ZM61 241V240H59ZM63 241V240H62ZM216 241L220 242V244L218 243L217 245H220V249H218V251H216V247H215V244L217 243ZM64 242V241H63ZM66 242V241H65ZM34 243V242H33ZM100 243V242H99ZM180 243L181 240H180ZM38 244V243H37ZM62 244V243H61ZM63 245V244H62ZM104 245V244H103ZM147 245V244H146ZM69 246V245H68ZM71 246V245H70ZM98 246V245H97ZM112 246V244H111ZM114 246V244H113ZM102 247V246H101ZM104 247V246H103ZM75 248V247H74ZM85 249V248H84ZM87 249V248H86ZM83 250V251H86ZM110 249H114V247L110 248ZM180 249V247L178 248ZM79 251H82L81 249H78ZM108 250V248H107ZM88 251V250H87ZM86 251V252H87ZM105 251V250H104ZM114 251V250H113ZM140 251V250H139ZM89 253H91L92 256H95V257H99L102 255V251L98 248H94L90 251H88ZM180 252V251H179ZM59 253V252H58ZM67 253V252H66ZM125 259H121L119 264H127V261L128 259H133L135 260V254L132 250H128L126 251V254H125ZM71 256V255H70ZM74 256V255H73ZM72 256V257H73ZM70 257V258H72ZM197 258H201L202 261L201 263H197L195 262V259ZM74 258V257H73ZM119 259V258H118ZM97 261V260H96ZM95 261V262H96ZM130 261V260H129ZM79 263V262H77ZM139 263V262H138ZM80 264V263H79ZM141 264V263H140Z\"/></svg>",
	"mask_w": 264,
	"mask_h": 264
},
{
	"label": "built area",
	"instance_id": "3",
	"mask_svg": "<svg viewBox=\"0 0 264 264\" xmlns=\"http://www.w3.org/2000/svg\"><path fill=\"white\" fill-rule=\"evenodd\" d=\"M50 143L51 149L46 155V162L61 169L66 176L70 177L76 169L83 168L89 182L95 184L110 175L111 156L83 155L73 143L55 136H51ZM125 162L126 159L121 157L120 163ZM16 207L19 217L27 216L28 210L23 200H18ZM94 223L99 231L111 233L109 245L117 242L118 239L112 236L115 226L108 210L97 211ZM57 247L55 242L36 244L24 240L0 239V264H78L75 256L60 259Z\"/></svg>",
	"mask_w": 264,
	"mask_h": 264
}]
</instances>
